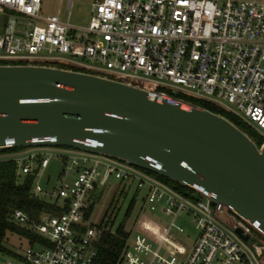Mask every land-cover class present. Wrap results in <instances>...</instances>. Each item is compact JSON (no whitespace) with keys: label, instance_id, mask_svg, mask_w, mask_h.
<instances>
[{"label":"built area","instance_id":"obj_1","mask_svg":"<svg viewBox=\"0 0 264 264\" xmlns=\"http://www.w3.org/2000/svg\"><path fill=\"white\" fill-rule=\"evenodd\" d=\"M64 2L65 0H61ZM71 10L74 0H66ZM43 0H0V62H62L81 72L134 86L139 80L170 87L231 113L263 137L264 0H96L88 27L43 15ZM48 65V64H47ZM168 97L166 93H162ZM19 178L36 173L32 196L51 206L37 219L13 220L40 239L0 264H97L103 230L87 215L111 180L144 193L137 221L118 264H264V232L235 209H222L195 184L193 201L158 175L100 154L70 148H30L9 154ZM64 161V178L47 189L51 161ZM172 216L169 225L147 214ZM193 218L199 236L191 249L176 225ZM242 231L244 240L237 230ZM155 245L157 248H155Z\"/></svg>","mask_w":264,"mask_h":264},{"label":"water","instance_id":"obj_2","mask_svg":"<svg viewBox=\"0 0 264 264\" xmlns=\"http://www.w3.org/2000/svg\"><path fill=\"white\" fill-rule=\"evenodd\" d=\"M30 148L96 153L195 184L264 232V151L186 101L56 66L0 64V152Z\"/></svg>","mask_w":264,"mask_h":264},{"label":"rangeland","instance_id":"obj_3","mask_svg":"<svg viewBox=\"0 0 264 264\" xmlns=\"http://www.w3.org/2000/svg\"><path fill=\"white\" fill-rule=\"evenodd\" d=\"M95 1L96 0H74L71 10H68V2L66 0L64 2H62L61 0H43V15L45 17L56 15L59 10H62V21L68 22V15L71 12L72 16L69 22L70 25L74 27L86 28L88 27L93 15V4L95 3ZM2 32L3 30L1 27L0 34H2ZM0 63L18 64L15 61H1ZM41 64H55L63 68H75L69 64H65L62 62H41ZM134 83L139 87L148 90H159L168 95L176 91L170 87L157 86L155 84H150L139 80L135 81ZM177 93L185 99L200 100L192 95L182 93L180 91H177ZM250 132L254 135L255 140L258 143H262L263 137L260 134H258L252 128ZM2 153L3 152H0V160L7 159V157L10 156L9 154L1 155ZM64 166V161L59 158H54L51 161L50 168L46 172V175L52 177V182L48 187L46 186L47 189L58 187L62 182H72L73 174L69 179L64 178V176L62 175ZM169 184L172 187L178 189L180 192H182L183 195L193 201L203 200V198L193 190L181 189V187H179L175 183ZM143 197L144 193H139L136 186L129 188L126 187L124 183H120L113 179L105 187L102 188L100 195L96 199L94 212L89 223H91L95 227H101L102 225H104V227L112 230L113 232H115L121 225H124L126 231L131 233L133 236L130 241V246L132 247L134 245L133 238L137 232V221L141 215V208L144 207L142 200ZM133 200H135L134 209L131 214L127 216L128 209ZM147 214L153 220L161 222L165 225H169L173 221L172 216H164L160 212H147ZM176 225L184 229V232L182 234L176 233L178 238L181 240V243L187 249H191L199 236V231L196 229V224L194 223L193 218L188 215H182L177 219ZM27 246L28 242L25 239H22L15 235L8 236V241L6 243V247L8 249L19 251L24 250L25 248H27ZM155 248H157L156 245ZM8 257L12 258L10 256H2V258L6 259H8Z\"/></svg>","mask_w":264,"mask_h":264},{"label":"trees","instance_id":"obj_4","mask_svg":"<svg viewBox=\"0 0 264 264\" xmlns=\"http://www.w3.org/2000/svg\"><path fill=\"white\" fill-rule=\"evenodd\" d=\"M50 66L59 67L55 64H51ZM63 69L79 71L76 68ZM155 92L163 93L159 90H155ZM168 96L170 98L186 101L201 109H206L225 117L239 129L245 132L258 146L261 145V143H258L255 140L254 135L250 132L251 128L226 110L204 100L185 99L178 93H171ZM17 151L18 150H9L3 152L1 155L11 154ZM35 179L36 173H33L27 177L19 178L17 175V166L13 161H0V257L10 256L17 258L18 256V251H14L6 247L9 235H15L25 239L28 244H35L40 239L29 229L16 224L13 220V215L18 210L24 212L31 219H37L43 212L49 211L51 209L49 203L40 199H36L32 196V187ZM165 182L172 183L168 180H165ZM178 186L181 187V189H184V187L180 185ZM100 193L101 192L98 193L96 199ZM134 205L135 200L132 201L128 209L127 216H129L133 211ZM94 208L95 205L91 207L90 212L87 215L88 219H91ZM100 228L103 230V232L96 243V263L118 264L130 238V233L126 231L124 225H121L115 232L104 227V225H102Z\"/></svg>","mask_w":264,"mask_h":264}]
</instances>
